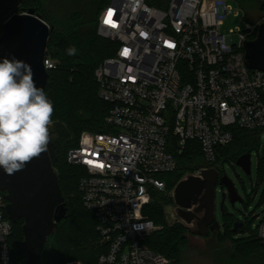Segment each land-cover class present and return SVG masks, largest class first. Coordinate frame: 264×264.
Here are the masks:
<instances>
[{"label":"built area","instance_id":"obj_1","mask_svg":"<svg viewBox=\"0 0 264 264\" xmlns=\"http://www.w3.org/2000/svg\"><path fill=\"white\" fill-rule=\"evenodd\" d=\"M238 1L170 0L161 10L145 0H111L101 11L99 35L119 43L95 71L99 97L111 106L107 131L84 132L67 156L85 170L79 189L97 222L98 264H171L147 243L160 229L144 215L152 192L166 189L160 176L177 169L189 142L213 168L235 127L264 130V71L247 67L244 50L263 22L221 32L233 14L229 3ZM45 67L57 68L48 56ZM6 204L0 192V264H12ZM258 235L264 244V220Z\"/></svg>","mask_w":264,"mask_h":264},{"label":"trees","instance_id":"obj_2","mask_svg":"<svg viewBox=\"0 0 264 264\" xmlns=\"http://www.w3.org/2000/svg\"><path fill=\"white\" fill-rule=\"evenodd\" d=\"M2 1L0 0V37L3 25L9 17L14 13H24L34 8L51 28L46 55L57 61V68L48 71L49 80L44 92L54 106L50 133L58 159L53 161V167L65 198L67 217L48 239L42 253V262L65 264L67 261H73L78 264H98L102 250L96 230L97 222L93 213L84 207L79 189L85 170L70 165L67 156L71 149L78 146L84 132L107 131L105 120L111 106L99 97L95 71L104 60L116 56L119 48V43L104 39L98 33L100 13L111 0H15L20 10L13 14H10ZM145 1L149 6L161 10L167 9L170 2ZM242 2L245 10L248 9L247 5L250 8L254 6L252 0ZM259 6L263 9L261 3ZM70 48H75L74 55L68 54ZM233 130V141L218 149L213 168L221 165L224 167L227 162L235 164L243 155L261 148V131H247L236 127ZM176 159L177 169L160 176L166 182V189L154 191L151 202L145 207L144 215L160 228L149 238L148 246L169 259L171 264H182L184 252L192 249L189 232L179 225L170 228L166 223L164 208L173 204L171 193L184 176L210 168V165L204 160L198 142L194 141L189 142L186 151L177 154ZM224 173L223 170L222 175ZM259 178L257 186L264 180V156L259 162ZM255 193L249 198L250 201ZM237 223L243 224V231H233ZM248 223V218L241 222L229 213H224L222 229L211 236L219 246H225L227 241L234 245V251L244 263L264 264V244L259 238V229L251 232ZM22 226L23 221L13 223V235L10 240L12 264L27 262ZM241 234L247 236L234 240L235 235Z\"/></svg>","mask_w":264,"mask_h":264},{"label":"water","instance_id":"obj_3","mask_svg":"<svg viewBox=\"0 0 264 264\" xmlns=\"http://www.w3.org/2000/svg\"><path fill=\"white\" fill-rule=\"evenodd\" d=\"M50 32L51 28L42 16L31 8L9 17L0 37V60L15 57L29 64L36 86L44 91L49 80L45 60ZM244 50L247 67L264 71V22L259 26L256 38L244 43ZM50 137L48 151L34 158L23 170L8 175L0 168V192L4 193L7 202L6 213L13 223L23 221L26 264H43L42 253L48 239L67 217L65 198L53 167V161L58 157L51 133ZM235 164L251 175L250 153L240 157ZM223 170L221 165L184 176L171 193L173 204L164 208L170 228L179 225L189 232L190 248L203 244L209 233L215 234L222 229L216 221L218 186L226 188L233 205L242 202L233 182L222 175ZM226 197L224 193L223 199ZM243 227L242 223H237L233 231H243Z\"/></svg>","mask_w":264,"mask_h":264},{"label":"clouds","instance_id":"obj_4","mask_svg":"<svg viewBox=\"0 0 264 264\" xmlns=\"http://www.w3.org/2000/svg\"><path fill=\"white\" fill-rule=\"evenodd\" d=\"M75 48L68 49L69 55ZM54 106L38 88L29 64L15 57L0 60V168L23 170L48 151Z\"/></svg>","mask_w":264,"mask_h":264},{"label":"rangeland","instance_id":"obj_5","mask_svg":"<svg viewBox=\"0 0 264 264\" xmlns=\"http://www.w3.org/2000/svg\"><path fill=\"white\" fill-rule=\"evenodd\" d=\"M67 1V0H63ZM254 6L244 9L242 0L238 3H229L233 7V14L229 15L224 22L221 30L223 34L230 35L232 31L239 33L246 30L247 23L259 25L264 22V10L260 8V0H252ZM4 6L10 11V14L20 10L15 0H3ZM249 4V3H248ZM251 6V5H250ZM15 14V13H14ZM21 14V13H17ZM234 42H239L237 35L234 36ZM56 62V60H52ZM261 148L251 153L252 173L247 175L236 164L227 162L224 165V174L233 182L235 188L242 199L234 205L231 203L227 190L222 189L221 186L216 188V221L222 226L224 222V213H229L241 222H245L246 218L249 220L251 232L258 231L262 221L264 220V180L259 186V162L264 156V130H261ZM256 192V193H255ZM154 191L152 192L153 196ZM227 197L224 200L223 194ZM253 196V200L249 198ZM223 206V207H222ZM247 235H235L234 240L244 239ZM235 243V242H234ZM65 264H78L77 262L67 261ZM182 264H246L234 251V245L230 242H225V246H219L214 241L198 245L191 250H186L182 256Z\"/></svg>","mask_w":264,"mask_h":264},{"label":"flooded vegetation","instance_id":"obj_6","mask_svg":"<svg viewBox=\"0 0 264 264\" xmlns=\"http://www.w3.org/2000/svg\"><path fill=\"white\" fill-rule=\"evenodd\" d=\"M222 176V175H221ZM224 191H225V189H224ZM212 235H214V234H212ZM214 238H213V236H211V233H209V236L208 237H206L205 238V240L203 241L205 244H206V246L208 245V242H210V241H214L213 240Z\"/></svg>","mask_w":264,"mask_h":264},{"label":"snow or ice","instance_id":"obj_7","mask_svg":"<svg viewBox=\"0 0 264 264\" xmlns=\"http://www.w3.org/2000/svg\"><path fill=\"white\" fill-rule=\"evenodd\" d=\"M111 15H112V13L109 12L108 13V19L106 20L107 23H111ZM125 55H127V51H125Z\"/></svg>","mask_w":264,"mask_h":264}]
</instances>
